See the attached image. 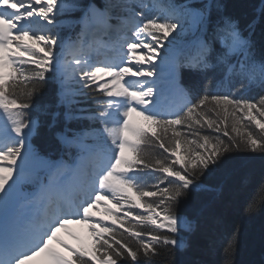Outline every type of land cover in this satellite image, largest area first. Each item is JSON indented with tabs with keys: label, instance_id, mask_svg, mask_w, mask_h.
<instances>
[{
	"label": "snow or ice",
	"instance_id": "6c2138e0",
	"mask_svg": "<svg viewBox=\"0 0 264 264\" xmlns=\"http://www.w3.org/2000/svg\"><path fill=\"white\" fill-rule=\"evenodd\" d=\"M223 9L220 0L199 7L193 0H105L103 8L0 0V264H151L160 247L173 258L190 247L178 238L196 230L179 213L181 203L221 190L201 177L234 150L264 154V95L244 98L264 90L257 21L242 28ZM75 12L78 20L66 19ZM258 12L264 16V4ZM75 25V38L62 35ZM184 73L203 77L202 93L184 87ZM50 80L55 104L36 105ZM165 94L179 104L163 107ZM81 98L95 110L80 107ZM34 111L50 117L49 129L63 117L55 135L67 159L35 149L41 122ZM80 120L101 127H69ZM101 209L118 227L93 219ZM70 224L86 225L91 242L71 233L75 247L61 240ZM235 243L236 234L229 256Z\"/></svg>",
	"mask_w": 264,
	"mask_h": 264
},
{
	"label": "trees",
	"instance_id": "16d2710c",
	"mask_svg": "<svg viewBox=\"0 0 264 264\" xmlns=\"http://www.w3.org/2000/svg\"><path fill=\"white\" fill-rule=\"evenodd\" d=\"M79 2L85 6L101 4V0H79ZM175 2L183 3L184 0H175ZM204 2L206 0H193V5L199 7ZM220 3L224 6L223 14L238 19L242 28L253 20L257 21L254 35L256 57L264 59V16L258 12L264 0H220ZM80 16V12H75L66 19L78 20ZM216 16L217 13L213 10V20ZM68 31V27H65L62 35ZM208 75H215L219 79L215 71H209ZM181 82L185 88L193 92L194 96L203 92V77L199 73H184ZM56 87L54 81H48L41 94L35 97V104L41 107L54 105ZM261 95H264V90L255 88L248 91L244 98L255 102ZM80 107L94 111L96 105L91 99H83ZM60 111L63 112V109ZM32 115L38 117L41 122L38 134L32 140L38 152L53 161L62 157L67 159L65 150L55 135L65 127L63 117L59 118L55 127L49 129V116L39 111H34ZM69 127L86 130L101 126L98 122L93 124L88 120H80L72 121ZM207 131L213 136L218 135L211 130ZM223 138L227 140V137ZM145 150L150 153H162V149L159 148L145 147ZM72 154L75 155V150ZM201 182L221 190L203 192L188 202L181 203L179 213L193 220L196 230L193 233L181 231L178 233V238H187L190 247L184 252L177 253L175 258L165 248L160 247L159 254L151 257V264H173V259L176 264H264V154L234 150L224 158V162L218 168L201 177ZM145 199L157 198L145 197ZM250 204L254 207L248 212L246 210ZM119 230L123 231V229ZM234 234H236L235 250L229 256L225 249ZM139 259L144 261L143 253ZM121 264H133V262L129 258L121 261Z\"/></svg>",
	"mask_w": 264,
	"mask_h": 264
},
{
	"label": "rangeland",
	"instance_id": "374dc122",
	"mask_svg": "<svg viewBox=\"0 0 264 264\" xmlns=\"http://www.w3.org/2000/svg\"><path fill=\"white\" fill-rule=\"evenodd\" d=\"M101 2H102V4H105V0H101ZM102 7H104V6H102ZM70 29L73 30L74 27H72ZM64 36L67 37V36H72V35L71 34L69 35V32H67V34L64 35ZM106 39H108V38L106 37ZM169 39H171V37ZM170 101H175V105H173V107H175L180 102L179 97H176V96H174L172 94H165L164 96L161 97V101L160 102H161V105H162L164 103H168L169 104ZM134 119H136V118H134ZM102 203H104V202L102 201ZM109 207L112 208L113 210H115L114 209V205H109ZM132 211L134 213L142 212L143 209L137 208V209H133ZM158 211H159V209H158ZM121 215H122V213H121ZM101 218H102L104 223H107V224L111 225V217L105 216L102 209L95 213L93 219L95 220V219H101ZM111 226H114V225H111ZM61 231H62L61 233H58L59 238L61 240L65 241L66 243L74 246V247L76 246L77 241L73 240L72 236L69 235V233H71V234H73L75 236L81 237L83 240H85L88 243L91 242V237L88 234V229H87L86 225L70 224V225H68L66 227V229L61 230Z\"/></svg>",
	"mask_w": 264,
	"mask_h": 264
},
{
	"label": "bare ground",
	"instance_id": "6f19581e",
	"mask_svg": "<svg viewBox=\"0 0 264 264\" xmlns=\"http://www.w3.org/2000/svg\"><path fill=\"white\" fill-rule=\"evenodd\" d=\"M101 8H103V7H101ZM105 40H106V39H105ZM32 139H33V138H32ZM33 146H34V145H33ZM61 232H62V231H61ZM61 232H60V233H61ZM59 235H60V234H59Z\"/></svg>",
	"mask_w": 264,
	"mask_h": 264
}]
</instances>
